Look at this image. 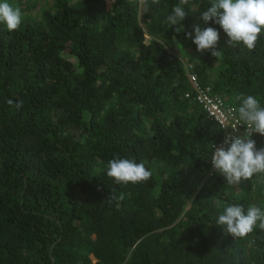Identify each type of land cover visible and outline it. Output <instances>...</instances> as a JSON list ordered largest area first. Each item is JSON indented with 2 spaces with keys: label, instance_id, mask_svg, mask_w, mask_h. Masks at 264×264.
<instances>
[{
  "label": "trees",
  "instance_id": "obj_1",
  "mask_svg": "<svg viewBox=\"0 0 264 264\" xmlns=\"http://www.w3.org/2000/svg\"><path fill=\"white\" fill-rule=\"evenodd\" d=\"M13 2L21 26L0 25V264H264V230L240 239L216 224L228 205L264 208V176L237 188L207 176L220 129L188 76L233 109L241 95L264 105V32L252 51L228 46L200 17L211 0H189L179 33L167 22L179 0ZM193 25L218 31L219 57L185 37ZM113 157L153 175L116 184Z\"/></svg>",
  "mask_w": 264,
  "mask_h": 264
},
{
  "label": "clouds",
  "instance_id": "obj_2",
  "mask_svg": "<svg viewBox=\"0 0 264 264\" xmlns=\"http://www.w3.org/2000/svg\"><path fill=\"white\" fill-rule=\"evenodd\" d=\"M151 2L158 4L160 0ZM109 3L114 4L115 0H109ZM138 4L144 11L148 10V0H138ZM188 4L189 0H179L167 16V22L171 26H177L175 31L178 33L183 31L181 21L187 15L184 6ZM200 17L204 22L212 21L220 26L228 37V46L241 44L252 51L264 32V0H211L210 6ZM22 19L23 14L18 6L9 0H0V25L8 32L18 30ZM184 34L186 38H192L198 52L209 51L214 57L220 56V51L216 50L219 40L216 29L207 27L202 30L199 25H193L192 32ZM216 100L218 104L223 103L220 97ZM236 100L240 103L226 114V121L234 120L236 125L245 126V131L242 135L229 133L224 141L227 147L212 145L214 151L211 156L212 167L232 187H238L242 181L250 180L254 175L264 176V147L257 149L255 140L251 138L253 133L264 136V105L253 95L237 96ZM8 104L16 110L23 107V101L19 100L15 103L9 100ZM223 127L228 128V123L225 122ZM106 175L116 184H137L148 181L153 173L143 162L113 157L107 162ZM124 198L125 194L120 193L118 196L110 195L108 199L123 201ZM216 224L223 229L225 235L243 239L256 228L264 230V208L253 205L247 208L245 214L242 206L231 204L223 208Z\"/></svg>",
  "mask_w": 264,
  "mask_h": 264
},
{
  "label": "built area",
  "instance_id": "obj_3",
  "mask_svg": "<svg viewBox=\"0 0 264 264\" xmlns=\"http://www.w3.org/2000/svg\"><path fill=\"white\" fill-rule=\"evenodd\" d=\"M188 76L194 88V99L201 105L207 117L213 120L220 129V138L213 145H215L216 147H220L222 145L227 147V145H224L226 136L229 133H233L234 135H242L245 131V126L236 125L235 121L231 119H228L226 121V114L230 110H233V107L230 106L229 104H225L224 102L222 104H218L216 98L220 97L219 94L209 93L208 91L210 89L207 86L200 87L193 79L194 76H192L191 74H188ZM225 122L228 123L229 125L228 128L223 127ZM234 129L235 131H233ZM255 134L256 133L252 134V137H251L252 139H254ZM256 148H257V145H256ZM213 151L214 149L212 148L210 158H209V167L207 170V176L210 175L213 170H215L211 164V156L213 154Z\"/></svg>",
  "mask_w": 264,
  "mask_h": 264
},
{
  "label": "rangeland",
  "instance_id": "obj_4",
  "mask_svg": "<svg viewBox=\"0 0 264 264\" xmlns=\"http://www.w3.org/2000/svg\"><path fill=\"white\" fill-rule=\"evenodd\" d=\"M38 1H39V0H38ZM105 1L109 3V0H105ZM21 11H22V10H21ZM27 12H29V13L32 12V7L28 8V9H27ZM187 53H188V54L185 55V58H186V57L191 58V56L193 57V56H195V55L197 56V53L195 54V53L192 52V51L187 52ZM234 188H237V187H234ZM236 191H237V189H236Z\"/></svg>",
  "mask_w": 264,
  "mask_h": 264
},
{
  "label": "crops",
  "instance_id": "obj_5",
  "mask_svg": "<svg viewBox=\"0 0 264 264\" xmlns=\"http://www.w3.org/2000/svg\"><path fill=\"white\" fill-rule=\"evenodd\" d=\"M9 2L14 3L13 0H9ZM17 6L21 9V6H19L18 4H17ZM34 10H37V9H32V11H34ZM37 11H40V10H37Z\"/></svg>",
  "mask_w": 264,
  "mask_h": 264
},
{
  "label": "water",
  "instance_id": "obj_6",
  "mask_svg": "<svg viewBox=\"0 0 264 264\" xmlns=\"http://www.w3.org/2000/svg\"><path fill=\"white\" fill-rule=\"evenodd\" d=\"M106 4L108 5L109 3H108V2H106Z\"/></svg>",
  "mask_w": 264,
  "mask_h": 264
}]
</instances>
